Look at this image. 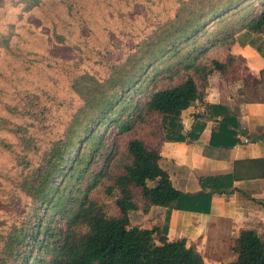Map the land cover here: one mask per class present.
<instances>
[{
  "label": "trees",
  "instance_id": "obj_1",
  "mask_svg": "<svg viewBox=\"0 0 264 264\" xmlns=\"http://www.w3.org/2000/svg\"><path fill=\"white\" fill-rule=\"evenodd\" d=\"M42 1L14 0L26 8ZM59 1L74 11L73 0ZM177 4L172 13L145 11L151 33L104 78L74 71L70 93L79 105L57 128L44 125L60 119L49 89L19 92L7 111L20 123L0 117L14 137L0 146L18 168L8 175V197L20 202L0 222V264H206L184 238L169 240L166 225L131 226L130 214L152 207L208 214L212 196L229 194L234 182L264 180V157L237 160L230 174L199 178L201 191L190 194L159 165L163 141L197 140L203 125L184 133L181 114L203 102L211 74L241 80L245 103L264 104V69L253 76L231 51L241 31L260 34L264 59V0ZM8 40L0 34V47L8 50ZM205 109L219 118L210 145H236L235 117L223 106ZM231 250L236 258L228 264H264V236L255 230H242Z\"/></svg>",
  "mask_w": 264,
  "mask_h": 264
},
{
  "label": "rangeland",
  "instance_id": "obj_2",
  "mask_svg": "<svg viewBox=\"0 0 264 264\" xmlns=\"http://www.w3.org/2000/svg\"><path fill=\"white\" fill-rule=\"evenodd\" d=\"M73 4L74 11L69 13L59 0H43L31 8L0 0V34L9 36L8 50L0 47L2 119L20 123L18 115L7 111L16 104L19 92L49 89L55 103L53 113L60 119L44 125L57 128L68 118L65 111L79 105L70 93L74 71L104 78L113 65L123 62L133 45L151 33L154 23L145 20L147 10L172 13L178 6L177 0H73ZM57 34L64 38L62 43ZM4 139L14 142L12 134L0 126V140ZM5 152L0 146V222H9V214L20 203L8 197L14 188L8 175L14 176L18 168ZM136 213L139 216L131 217V226H151L148 216ZM228 250L224 256L232 252L231 246Z\"/></svg>",
  "mask_w": 264,
  "mask_h": 264
},
{
  "label": "crops",
  "instance_id": "obj_3",
  "mask_svg": "<svg viewBox=\"0 0 264 264\" xmlns=\"http://www.w3.org/2000/svg\"><path fill=\"white\" fill-rule=\"evenodd\" d=\"M262 39L260 34L241 31L235 36L231 50L244 60L249 72L257 78L264 69V59L256 50ZM241 88V80L229 81L219 73L211 74L203 102L195 103L181 114L184 133L190 132L195 123L203 125L197 140L161 143L159 165L167 171L177 190L197 193L201 191L199 178L230 174L234 161L264 157V104L245 103L239 95ZM206 104L223 106L227 115L235 117L239 142L232 148L210 145L219 118L210 117ZM233 186L229 194L212 196L208 214L152 207L144 214L151 220V226H133L166 225L169 240L184 238L206 264H228L236 255L224 254L242 230L252 229L264 236V180L237 181ZM135 214L131 213L130 219L139 216Z\"/></svg>",
  "mask_w": 264,
  "mask_h": 264
},
{
  "label": "built area",
  "instance_id": "obj_4",
  "mask_svg": "<svg viewBox=\"0 0 264 264\" xmlns=\"http://www.w3.org/2000/svg\"><path fill=\"white\" fill-rule=\"evenodd\" d=\"M243 142H245V143H246V142H247V139H243Z\"/></svg>",
  "mask_w": 264,
  "mask_h": 264
}]
</instances>
